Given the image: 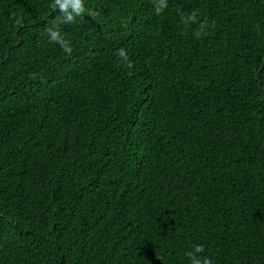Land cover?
Instances as JSON below:
<instances>
[{
  "label": "trees",
  "instance_id": "1",
  "mask_svg": "<svg viewBox=\"0 0 264 264\" xmlns=\"http://www.w3.org/2000/svg\"><path fill=\"white\" fill-rule=\"evenodd\" d=\"M53 3L0 0V264H264V0Z\"/></svg>",
  "mask_w": 264,
  "mask_h": 264
},
{
  "label": "clouds",
  "instance_id": "2",
  "mask_svg": "<svg viewBox=\"0 0 264 264\" xmlns=\"http://www.w3.org/2000/svg\"><path fill=\"white\" fill-rule=\"evenodd\" d=\"M165 0H160L159 6L157 7V12H160L165 7ZM53 7L58 8L59 11L64 15L65 22H70L74 20V16H80L83 11V0H54ZM72 9L70 13L68 10ZM190 21H195L196 14L193 13L188 18ZM203 27V25L201 26ZM49 41L52 43H57L66 53H71V47L64 40L58 29L50 28L48 30ZM130 66V65H129ZM204 252L203 245H196L192 251L186 253V256L189 258L190 264H213V260L207 256L201 257L200 253Z\"/></svg>",
  "mask_w": 264,
  "mask_h": 264
}]
</instances>
